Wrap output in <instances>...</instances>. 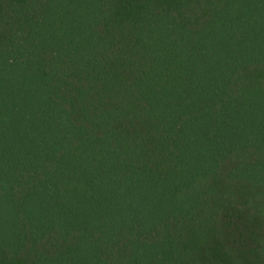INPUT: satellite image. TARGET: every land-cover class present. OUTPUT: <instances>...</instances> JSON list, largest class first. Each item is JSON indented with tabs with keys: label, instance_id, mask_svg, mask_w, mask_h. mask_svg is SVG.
I'll return each instance as SVG.
<instances>
[{
	"label": "trees",
	"instance_id": "obj_1",
	"mask_svg": "<svg viewBox=\"0 0 264 264\" xmlns=\"http://www.w3.org/2000/svg\"><path fill=\"white\" fill-rule=\"evenodd\" d=\"M0 264H264V0H0Z\"/></svg>",
	"mask_w": 264,
	"mask_h": 264
}]
</instances>
